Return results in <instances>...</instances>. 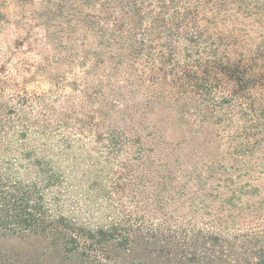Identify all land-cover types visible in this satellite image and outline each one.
Listing matches in <instances>:
<instances>
[{"label": "rangeland", "instance_id": "rangeland-1", "mask_svg": "<svg viewBox=\"0 0 264 264\" xmlns=\"http://www.w3.org/2000/svg\"><path fill=\"white\" fill-rule=\"evenodd\" d=\"M225 1L218 54L246 60L240 98L221 78L161 79L191 53L120 34L108 2L0 0L3 185L102 229L52 240L6 210L0 264H264V0ZM42 162L56 182L32 180Z\"/></svg>", "mask_w": 264, "mask_h": 264}, {"label": "trees", "instance_id": "trees-1", "mask_svg": "<svg viewBox=\"0 0 264 264\" xmlns=\"http://www.w3.org/2000/svg\"><path fill=\"white\" fill-rule=\"evenodd\" d=\"M103 3L113 5L112 21L116 29L124 34L127 26L131 31H144L147 38H160L162 34L175 35L179 46L187 49L190 56L182 58L177 63V70L169 72L160 71L161 79L177 81L179 84L194 85L198 82L208 83L216 78L225 81V90L229 96L236 97L241 93L236 89H248L249 72L245 59L231 56L223 57L218 54V46L226 32L220 22H226V14L230 11L229 3L225 0H103ZM155 40H151L153 42ZM153 48L152 46H150ZM191 47V48H190ZM170 62V61H169ZM167 62V63H169ZM165 66V65H164ZM163 67V66H162ZM156 73V72H155ZM159 78V79H160ZM211 80V81H212ZM107 118V117H106ZM105 126V124H103ZM10 121L0 116V222L3 221V212L6 210L15 213L29 212L32 224L39 233L52 240H75L79 234L87 230L89 234L99 236L101 230L91 231L75 221L66 220L60 210H53L52 216L45 215L40 198L30 200V188L19 184L10 185L6 189L3 185L5 177L11 173L4 172L2 165L11 148L6 142V132L10 130ZM114 130V129H113ZM51 162L31 164L32 180L52 184L56 182L55 168ZM35 184V183H34ZM33 184L34 187H36ZM33 189V188H32ZM32 194L37 196L32 190ZM19 198V199H18ZM18 199V200H17ZM58 209H60L58 207Z\"/></svg>", "mask_w": 264, "mask_h": 264}]
</instances>
